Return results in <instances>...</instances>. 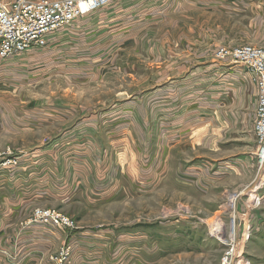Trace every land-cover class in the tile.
<instances>
[{
	"label": "rangeland",
	"instance_id": "rangeland-1",
	"mask_svg": "<svg viewBox=\"0 0 264 264\" xmlns=\"http://www.w3.org/2000/svg\"><path fill=\"white\" fill-rule=\"evenodd\" d=\"M191 1L145 0L140 13L134 3L125 16L105 12L110 2L51 34L44 48L0 57L16 63L0 75L2 158L91 155L99 171L108 162L104 155L123 150L164 155L159 176L149 177L148 168L149 174L139 176L145 160L133 159L130 178H111L116 190H103V178L95 177L100 180L90 186L75 184L60 205L34 207L21 226L37 208L55 209L75 223L67 229L31 225L64 232V242L50 252L51 264L60 247L81 234L82 244L93 243L88 250L97 256L86 250L83 259L77 255L79 264H221L228 239L218 237L219 227L225 236L235 227L238 232V218L226 211L229 198L259 179L263 185L254 191L260 202L247 205L245 195L237 209L250 210L254 227L245 242V264H264V167L257 139L244 136L252 132L253 118L249 129H228L226 136L208 133L196 120L192 138L170 146L171 122L186 118L189 107L202 113L205 94L229 86L221 73L205 77L217 46H264V0H222L218 6L235 7L227 11ZM156 122L160 134L154 144ZM146 132L152 136L147 145ZM250 151L254 165L238 176V155ZM219 162L229 163L230 174H215ZM243 226L244 220L240 234Z\"/></svg>",
	"mask_w": 264,
	"mask_h": 264
},
{
	"label": "crops",
	"instance_id": "crops-1",
	"mask_svg": "<svg viewBox=\"0 0 264 264\" xmlns=\"http://www.w3.org/2000/svg\"><path fill=\"white\" fill-rule=\"evenodd\" d=\"M143 1L145 0H112L109 4L112 8H107L104 11L106 12L107 10L110 13L111 10L114 14L130 15L132 4L138 3L140 13L145 7ZM187 2L192 1L187 0ZM223 2L222 0H204L202 3L209 4L214 9H219L222 6L218 5ZM186 5L188 8L191 7V4L189 6L188 4ZM225 7L235 8L230 5L223 6L222 8L226 11ZM210 10L211 8L209 7L204 8V12ZM93 17L90 19L92 20ZM223 44H219L216 49L218 50ZM38 49L40 48L28 52L33 53ZM14 60L15 58L5 63L0 60L1 76L7 68L14 65ZM207 70V76H205L207 79H210V76L214 73H221L220 75L223 76L221 81H225L226 78L230 79L229 86L218 89V93L216 91L211 93L209 90L203 100L202 113L196 109L192 110L188 106L190 109L188 108L186 118L178 117L177 122H171L170 146L172 150L175 146L181 144L185 138H192L195 130L198 129L196 120H202L203 127H208V133L226 136L228 129L240 130L245 127L249 129V119L253 118L251 127L253 133L247 131L244 136L249 135L251 138L257 139L255 118L258 87L250 77L251 73L241 65L220 60L216 56L207 64ZM171 94L175 93L172 92ZM175 95H178V93ZM46 116L51 118L50 113L46 114ZM59 119L61 120V118ZM159 124L160 122H156L153 126V130L155 129L154 144H156V134H160V131H158ZM142 126L147 129L146 123ZM160 129L161 131L163 130L162 123ZM204 135L203 141L207 137V134ZM59 142L61 144L66 143L65 137L60 139ZM149 142H152V136L150 134L147 136L146 132V139L143 143L147 145ZM74 143L79 144V141L75 139ZM250 148L252 149L253 146ZM120 153L123 155H104V159L106 158L107 160H105L108 162L106 167L104 169L99 168V171L95 169L96 166L93 167L90 159L91 155H86L88 159H84L83 155H51L50 153V155H45V153L41 155H13L18 159V164L6 169L0 175V264H51L48 259L52 254L50 252L58 244L61 245L64 242H62L64 232L39 226H21L22 221L27 218L26 215L34 207L39 205H60L72 194V188L75 184L80 182V184H85L86 187L90 186L95 180H100L95 177L103 178L101 180V183H103L101 187L103 188L104 186L103 190H116L117 184L113 186L111 178L115 177L114 180L116 182L121 176L130 178L132 170H136L132 165L134 163H132L133 159L145 160V167H142V173H138L139 176L145 173L149 174L148 169L151 173L149 177H156L162 173L164 155H133L130 153L129 155H124V150ZM250 154H252L251 151L238 155V176L243 175L248 170V167L253 164V157ZM75 157H78L80 161ZM218 159H215V161L217 162ZM151 163L152 165L149 167ZM228 164L227 162H219L215 166L216 164L213 163L215 174H230L227 169ZM210 165L212 164L210 163ZM257 195L260 196V193L258 192ZM82 235L84 236V234ZM81 236L78 235L71 242L75 246V264H79L78 254L81 255V259H83L86 250L88 255H92V251L89 252L88 246L93 243L86 244V246L83 245L81 242L83 237ZM92 256H97V254Z\"/></svg>",
	"mask_w": 264,
	"mask_h": 264
},
{
	"label": "built area",
	"instance_id": "built-area-1",
	"mask_svg": "<svg viewBox=\"0 0 264 264\" xmlns=\"http://www.w3.org/2000/svg\"><path fill=\"white\" fill-rule=\"evenodd\" d=\"M112 0H0V57L6 59L11 55L28 52L36 48H44L48 44L51 34L69 27L83 15L108 5ZM89 2V4H88ZM216 57L223 61L241 65L251 73L258 87V101L256 107L255 132L259 145V167H264V46L251 43L237 46L221 45L216 51ZM18 159L1 157L0 172L17 165ZM263 181H257L256 186H247L240 193L229 198L226 211L236 220L238 218V232L232 229L230 236H225L223 227H219V238L226 239L227 248L224 250L221 264H245L244 249L254 231L250 210L238 213L237 199L247 195L246 204L260 202L255 200L257 188ZM255 192L254 194L252 192ZM244 220L240 234L241 223ZM41 225L49 228H74L72 219L55 209L37 208L30 219L23 226ZM217 233V232H216ZM75 246L64 243L51 259L54 264H72Z\"/></svg>",
	"mask_w": 264,
	"mask_h": 264
},
{
	"label": "bare ground",
	"instance_id": "bare-ground-1",
	"mask_svg": "<svg viewBox=\"0 0 264 264\" xmlns=\"http://www.w3.org/2000/svg\"><path fill=\"white\" fill-rule=\"evenodd\" d=\"M88 4H89V2H88ZM263 177V179H264V175L262 176ZM261 182H262V180H260ZM258 195H256V198H258L257 197ZM231 199H233V196H231Z\"/></svg>",
	"mask_w": 264,
	"mask_h": 264
}]
</instances>
